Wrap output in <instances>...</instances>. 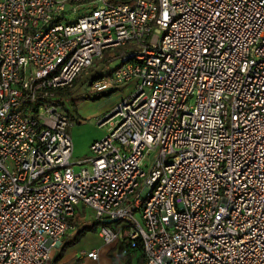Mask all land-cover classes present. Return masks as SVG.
Segmentation results:
<instances>
[{
    "label": "built area",
    "instance_id": "2783aa9c",
    "mask_svg": "<svg viewBox=\"0 0 264 264\" xmlns=\"http://www.w3.org/2000/svg\"><path fill=\"white\" fill-rule=\"evenodd\" d=\"M78 89L125 97L70 176ZM80 206L144 264H264V0H0V264H52Z\"/></svg>",
    "mask_w": 264,
    "mask_h": 264
},
{
    "label": "crops",
    "instance_id": "0c3cea01",
    "mask_svg": "<svg viewBox=\"0 0 264 264\" xmlns=\"http://www.w3.org/2000/svg\"><path fill=\"white\" fill-rule=\"evenodd\" d=\"M84 89H78L76 90L75 96H73L70 99V105L74 104L76 108L75 112V120L80 123H85L88 120H99L100 118L107 115L112 109V105L108 108L103 103L99 102L95 103L92 102L88 96H85ZM112 94H110L111 96ZM111 109V110H110ZM74 116V115H72ZM107 133V129L104 131H98L96 135L91 137L83 146V148L80 151H76V146L74 144V153L76 156L82 157L88 152L90 153V145L95 141L102 139ZM72 136V134H71ZM73 139V138H72ZM74 143V142H73ZM74 157V155H73ZM83 206H80L77 209V215L74 219H72L76 224L78 222H82V214L81 212L84 211ZM79 218V219H78ZM83 225L81 227L72 226V231L64 237L63 246L61 248L53 249L51 252H54L52 258V264H116L113 261L114 256L116 258H119V252L122 246V254L123 256H129L130 258H127V260H121L120 264H125L126 262L130 264H138L137 258L131 256L129 253L134 252L130 250L127 242L121 241V246L115 248V245L106 246L99 234V231L95 232H86L82 236L79 235V233L82 230H88L93 227H89L90 225L82 222ZM86 224V225H85ZM85 225V227H84ZM99 225V224H98ZM97 230V229H96ZM71 237L67 239V237ZM112 249V251H110ZM93 250L100 251V261L94 262L86 257V254L88 252H91ZM110 251V254H109Z\"/></svg>",
    "mask_w": 264,
    "mask_h": 264
},
{
    "label": "rangeland",
    "instance_id": "374dc122",
    "mask_svg": "<svg viewBox=\"0 0 264 264\" xmlns=\"http://www.w3.org/2000/svg\"><path fill=\"white\" fill-rule=\"evenodd\" d=\"M125 3L132 4V0H129L128 2H125ZM79 13L77 15L68 16L67 19L69 21L70 20L71 21H75L78 17H80ZM133 45L134 44L131 43L130 45H128L126 47H122L120 49H116V50H113V51H109L107 53L108 57L113 59V62L111 64L110 63L108 64L111 70L114 71L118 67V65L120 64V60L118 59V57L120 56V53L121 52H128V51H130L133 48ZM96 71H97V68H95V67H94V69H90L89 71H87V72H85L83 74L84 76L81 77V79H83L84 77H88V76L94 74ZM81 79L79 81H81ZM97 97L98 96L90 97L89 99L92 102H95V103L104 102L103 104L105 106H107L108 108L110 107V105H112V107H111V109H112V108H114L125 97V91L120 90L118 92L113 93L109 97H104V98H101L100 100L96 101ZM68 112H69V114L72 113V115H74L73 116L74 119L72 120L73 127L70 128V133L72 134L73 142H74V144L76 146V151H80L83 148V146H85V144L87 143V141L89 139H91V137H93L94 135H96V133L98 131H104V130H106L105 127L104 128H100L98 126V120H88L85 123H80L79 124L75 120V118H76V116H75V112H76L75 106L73 107L72 105H69ZM95 141H97V140H95ZM89 154L90 153L88 152V154H86L85 157L88 156ZM85 157L84 156H82V157L76 156L75 153H74V157L72 159V162L75 165L69 168V172L68 173H69L70 176H72L74 174H77V173H79L81 171L82 167L81 166H78L77 163H78L79 160H81V159H83ZM81 214H82V219H81L82 222L90 225L89 226L90 228L97 225L96 232L100 230V226L98 225L99 222L96 221L95 215H94V213L92 211H90L89 209H84V211H82ZM82 222L81 223L78 222L77 229L80 226L82 227V225H83ZM85 225H84V227H85ZM107 226L110 227L115 233H119L120 229L123 228L124 226H126V223L125 222H118V223L110 224V225H107ZM81 227H80V230H81ZM69 238H71V237L70 236L67 237V239H69ZM120 246H121V240L118 241L115 244V248L120 247ZM110 251H112V249H110ZM110 251H109V254H110ZM118 252H120V251H118ZM53 254H54V252H51V256H53ZM129 254L131 256L137 258V260H139V258L141 257V254L140 253H136V252H132V253L130 252ZM118 257L119 258H116L114 256V258H113V261L116 264H120V262H121L120 256H118Z\"/></svg>",
    "mask_w": 264,
    "mask_h": 264
},
{
    "label": "trees",
    "instance_id": "16d2710c",
    "mask_svg": "<svg viewBox=\"0 0 264 264\" xmlns=\"http://www.w3.org/2000/svg\"><path fill=\"white\" fill-rule=\"evenodd\" d=\"M128 1H129V0H109V2H110L111 4L125 3V2H128ZM108 58H109V57H108V55L106 54L105 57H104L100 62H104V61H106ZM62 94H65V95L68 94V95H70V94H69L68 92H66V91H65V92H62ZM109 96H110V94H103V95H100V96L97 97L96 101L100 100L101 98L109 97ZM72 106L74 107V104H72ZM70 223H71V225H73V226H76V225L78 226V224H76L73 220H70ZM77 226H76V227H77ZM94 231H96V227H93V228L88 229V230H82V231L79 233V235L82 236V235L85 234L86 232H94ZM132 251L141 254V257H140L139 260H138V264H144V263H145V255H144V253H143L142 246H139L138 249H135V250H132ZM119 256H120L121 260H127V258H130L129 256H123V254H122V246H121V249H120V252H119ZM125 264H130V263L126 262Z\"/></svg>",
    "mask_w": 264,
    "mask_h": 264
},
{
    "label": "water",
    "instance_id": "95a60500",
    "mask_svg": "<svg viewBox=\"0 0 264 264\" xmlns=\"http://www.w3.org/2000/svg\"><path fill=\"white\" fill-rule=\"evenodd\" d=\"M118 221L117 220H114V223H117ZM113 222L112 221H110V220H105L104 221V224H106V225H110V224H112Z\"/></svg>",
    "mask_w": 264,
    "mask_h": 264
}]
</instances>
